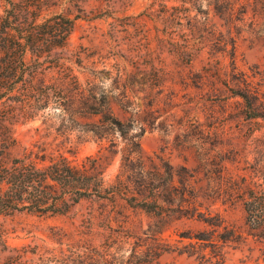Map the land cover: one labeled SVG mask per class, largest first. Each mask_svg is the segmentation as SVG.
<instances>
[{"label": "rangeland", "instance_id": "rangeland-1", "mask_svg": "<svg viewBox=\"0 0 264 264\" xmlns=\"http://www.w3.org/2000/svg\"><path fill=\"white\" fill-rule=\"evenodd\" d=\"M53 12L74 17L75 27L68 45L46 58L63 57L82 81L95 75L128 136L140 134L143 150L159 154L162 180L169 182L170 163L175 184L198 180L205 198L194 217L188 202L162 219L124 200L92 199L66 215L1 214L0 264H264V232L248 225L241 195L216 189L264 182V118H247L233 93L245 72L264 105V0H48L43 15ZM58 76H47L49 105L6 121L20 142L12 156L35 142L76 162L101 149L76 131L68 137ZM198 144L217 158L192 176ZM121 159L106 158L108 181Z\"/></svg>", "mask_w": 264, "mask_h": 264}, {"label": "trees", "instance_id": "trees-1", "mask_svg": "<svg viewBox=\"0 0 264 264\" xmlns=\"http://www.w3.org/2000/svg\"><path fill=\"white\" fill-rule=\"evenodd\" d=\"M47 4L48 0H0V215L15 211L66 215L82 200L92 199L103 203L124 200L162 219L171 216L177 202H188L194 217L202 205L201 198H205L203 184L185 179L180 185L175 184L176 169L170 163L166 184L159 154L150 155L143 150L140 134L128 136L114 111L111 94L100 86L96 76L82 81L71 65L62 61L63 57L46 58L56 48L68 45L75 27L74 17L63 12L43 15ZM193 21L197 24V16H189L191 26ZM194 60L190 54L188 62L193 64ZM233 66L237 67L234 59ZM53 69L59 73L58 104L68 137L76 131L80 140L96 139L103 144L97 154L88 155L81 162L61 152H50L37 142L12 156L20 142L6 121L12 114L32 116L36 108L50 104L47 76ZM240 73L239 86L234 87L233 93L242 98L247 118H264L259 89L251 85L245 72ZM118 138L125 143L121 149ZM197 147L198 164L192 176L199 173L200 166L210 165L217 158L203 144ZM118 152L122 153L119 172L113 181H108L106 158ZM217 166L225 169L222 164ZM228 188L226 191L221 184L216 187L230 196L241 195L248 225L255 232H264V182L252 178L250 183ZM94 217L90 216V224ZM86 255L88 258L90 254Z\"/></svg>", "mask_w": 264, "mask_h": 264}]
</instances>
